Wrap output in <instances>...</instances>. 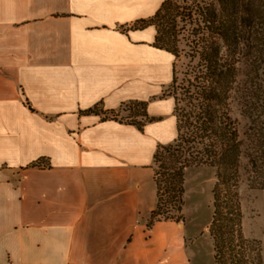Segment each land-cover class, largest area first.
Returning <instances> with one entry per match:
<instances>
[{
	"label": "crops",
	"instance_id": "0c3cea01",
	"mask_svg": "<svg viewBox=\"0 0 264 264\" xmlns=\"http://www.w3.org/2000/svg\"><path fill=\"white\" fill-rule=\"evenodd\" d=\"M163 1L0 0V264H216L184 221L149 224L176 57L133 25ZM138 101L142 129L106 116Z\"/></svg>",
	"mask_w": 264,
	"mask_h": 264
},
{
	"label": "trees",
	"instance_id": "16d2710c",
	"mask_svg": "<svg viewBox=\"0 0 264 264\" xmlns=\"http://www.w3.org/2000/svg\"><path fill=\"white\" fill-rule=\"evenodd\" d=\"M184 19L196 23L198 30L194 28L189 69L174 94L177 136L169 144L158 145L154 154L157 201L149 224L182 220L174 212L183 209L186 170L217 166L209 226L214 260L216 264H263L261 240L242 230L237 184L245 136L246 154L258 175L250 185L264 189V172H258L264 165V0H184L183 4L165 0L152 17L137 20L133 27L155 25L154 44L177 57L178 21ZM176 80L174 71L172 82ZM133 103L143 107L139 113L143 119L129 122L142 129L155 120L147 113L145 101ZM239 116L249 121L243 132Z\"/></svg>",
	"mask_w": 264,
	"mask_h": 264
},
{
	"label": "rangeland",
	"instance_id": "374dc122",
	"mask_svg": "<svg viewBox=\"0 0 264 264\" xmlns=\"http://www.w3.org/2000/svg\"><path fill=\"white\" fill-rule=\"evenodd\" d=\"M179 4H183L184 0H176ZM193 22V21H192ZM190 21H178L179 41L178 53L175 61L176 83L172 82L166 93L174 98L177 87L182 85L186 71L191 63V47L194 44V28L198 30L196 23ZM249 59H247L248 61ZM196 62V60H194ZM246 65L242 68L247 70ZM245 75L240 78L244 79ZM175 102V100H174ZM95 111H101L100 106L94 108ZM143 107L137 103H127L123 105L117 112L106 114V116H115V118L123 121H139L143 118L139 115ZM168 110V106L164 107V111ZM103 113V112H102ZM103 115V114H102ZM241 131L249 127V121L244 116H239ZM246 141L243 144V152L239 158L238 167V193L242 211V230L243 233L250 238L261 240L262 257L264 264V189L253 188L250 185V179L256 175L251 167V158H248L246 151L248 148V139L243 136ZM262 160V158H261ZM261 165L260 161L258 162ZM258 172H264V165L258 167ZM219 167L217 166H196L190 167L185 172V192L184 205L182 212H174L177 217L182 216V221L186 223L188 229L196 234L200 250L208 259L212 257V242L209 226L214 213V187L218 180ZM262 177V176H261ZM257 177V178H261ZM182 214V215H181ZM214 250V249H213ZM214 252V251H213ZM213 264L214 261H213Z\"/></svg>",
	"mask_w": 264,
	"mask_h": 264
}]
</instances>
